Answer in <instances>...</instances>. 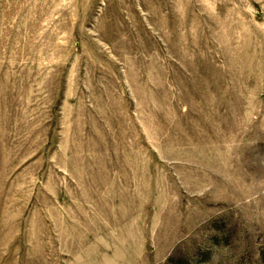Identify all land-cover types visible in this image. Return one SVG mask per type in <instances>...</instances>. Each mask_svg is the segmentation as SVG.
<instances>
[{"label":"rangeland","instance_id":"1","mask_svg":"<svg viewBox=\"0 0 264 264\" xmlns=\"http://www.w3.org/2000/svg\"><path fill=\"white\" fill-rule=\"evenodd\" d=\"M0 264H264V0H0Z\"/></svg>","mask_w":264,"mask_h":264}]
</instances>
